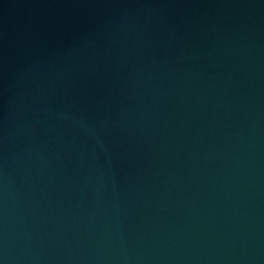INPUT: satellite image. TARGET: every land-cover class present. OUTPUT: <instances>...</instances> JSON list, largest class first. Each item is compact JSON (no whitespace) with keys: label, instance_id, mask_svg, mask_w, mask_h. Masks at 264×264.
<instances>
[{"label":"water","instance_id":"obj_1","mask_svg":"<svg viewBox=\"0 0 264 264\" xmlns=\"http://www.w3.org/2000/svg\"><path fill=\"white\" fill-rule=\"evenodd\" d=\"M0 264H264V0H0Z\"/></svg>","mask_w":264,"mask_h":264}]
</instances>
